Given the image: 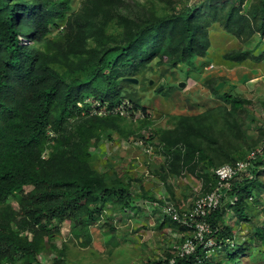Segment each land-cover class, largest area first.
Listing matches in <instances>:
<instances>
[{"label": "trees", "instance_id": "1", "mask_svg": "<svg viewBox=\"0 0 264 264\" xmlns=\"http://www.w3.org/2000/svg\"><path fill=\"white\" fill-rule=\"evenodd\" d=\"M158 1L163 4L139 3L142 9L130 15L121 11L124 0H81L76 5L69 0H0V264H17L16 256L20 264H43L37 258L39 251L65 221L74 236L90 244L88 226L99 214L107 218L111 208L113 213L137 212L143 207L138 208L141 200L155 199L143 172L117 171L108 180L98 171L97 151L90 150L101 143L102 152L108 141L122 140L131 146L140 141L143 151L152 145L162 157L151 170L155 178L166 181L194 170L207 184L216 183L215 168L245 159L255 147L238 142L245 139L243 118L251 101L233 92L234 86L225 79L208 76L203 81L220 100L218 105L190 116L174 115V126L163 129L123 82L145 75L155 58L170 57L200 71L209 54L211 24L219 23L237 38L248 36L245 44L252 42L255 30L264 36V0L217 4L211 0L206 9L195 8L188 0ZM54 31V37L44 34ZM252 51L236 50L229 57L264 59ZM158 88L157 92L163 85ZM138 110L140 115H135ZM257 127L261 140L263 131ZM145 128L151 129L147 135L141 133ZM218 151H229L228 160L218 163L215 157L223 156ZM151 161L145 159L149 168ZM262 173L264 156L253 161L251 177L241 172L230 180L223 202L206 216L218 242L211 253L216 256L200 254L201 246L179 255L173 244V261L169 263V255L161 263L194 264L202 259L206 264H239V255H247L254 243L259 249L250 250L248 261L264 264V220L255 226L253 242L224 222L226 206L231 204L244 219H252L246 208L262 201ZM170 218L178 231L186 232L183 238L193 234V228ZM64 262L55 254L50 264Z\"/></svg>", "mask_w": 264, "mask_h": 264}, {"label": "rangeland", "instance_id": "2", "mask_svg": "<svg viewBox=\"0 0 264 264\" xmlns=\"http://www.w3.org/2000/svg\"><path fill=\"white\" fill-rule=\"evenodd\" d=\"M80 1L69 0V3L76 5ZM145 1L124 0L125 5L121 7V11L131 15L133 12L141 10L139 3L143 4ZM213 1L217 4V2L223 0ZM228 1L238 2V0ZM211 2V0H188V4L200 9L208 8ZM156 3L158 6L163 4L158 0H156ZM155 9L159 10V8ZM56 32H46L44 34L47 37H54ZM255 32L252 42L245 44L243 41L248 36L242 35L237 38L223 31L219 23L211 24L207 35L209 54L203 59L204 66L200 71L197 72L192 65L175 61L170 57L162 58L163 60L155 58L150 62L151 69L145 70V75L133 76L132 78H136L137 82L126 79L123 82V87L125 86V89L131 90L133 97L135 96V99L143 107L145 106L148 108L147 110L153 113V118H151L154 119L155 125L163 129L174 126L176 120L173 117L174 115L187 114L190 116L203 111L209 106L218 105L220 100L211 94V90L208 88L209 85L203 81L208 76L214 79H225L228 81L229 87L234 86L231 89L233 92H238L251 101L246 106L247 112L243 118V122H245L243 126L246 133L245 139L238 140V142L239 144L251 143V147L255 144L258 145L261 133L258 130L257 121L264 117V59L262 61L252 59L235 61L229 57L233 54V51L245 48L253 50L252 52L255 55L261 54L264 56V36L258 35V31ZM255 37H261V39L258 41ZM24 40L26 43H32L26 38ZM181 83L182 85H180ZM161 85H163V89L157 92L158 87ZM138 114L140 115L139 110L135 115ZM128 119L131 118L124 120L128 121ZM150 131V128H145L141 133L147 135V132ZM108 142L105 152H102V149L100 150V146H104L103 143L99 145V148L97 147L98 149L91 148L90 150L92 153L97 151L98 155L95 162L98 171L104 174L108 180H112L117 171L118 173L128 171L133 175L134 172H143L148 176L145 179V185L154 189L156 194L153 191L152 194L155 199L138 201V208L143 207L137 212L113 213L114 211L111 208V211L107 212V218L99 214L93 220L94 222L88 226L91 233L90 244L86 242V238L74 236L67 223L69 221H65L60 226L59 232L54 234L55 237L52 238V242L45 241L44 248L39 251L37 258L43 264H50L55 254L64 257V264H162L161 260L164 263L165 258H168L169 255L170 259L168 261L171 263L175 257L172 245L180 243L186 232L178 231L177 224L166 215L164 211L165 201L178 204L181 211H184V208H189L191 202L196 200L201 192L208 191L205 185L212 187L211 192L218 185L217 181L215 184L214 181H212L213 184L205 183L203 178L197 175L198 172L194 173V170L184 176L180 175L175 178L169 176L166 181H160V179L154 177L151 171L155 169V164L159 163L160 160L162 161L160 153L155 150L154 146L149 145L147 149L150 150L143 151L139 147L141 145L140 141L134 146L122 140ZM219 153L223 154L220 159H217L214 155L218 163L228 160L229 151ZM145 159L147 161L152 159L150 169L145 165ZM132 163L135 166L133 168ZM110 164L113 166L111 170L109 169ZM261 181L264 186V173L261 174ZM163 183H169L172 186L168 187ZM260 198L261 203L252 205L253 207L250 209L246 208L250 218H252L250 220L244 219L232 204L226 206L224 222L233 226L235 231L237 230L236 232H239L244 238L252 239L251 242L254 241L250 236L253 234L255 226L264 220V188H260ZM154 208L157 210H155L156 212H154ZM54 226L56 224L49 227V229L53 230ZM209 229L212 233L213 228L211 225ZM210 233L205 236V239L210 238L212 241H207L206 246L201 244L199 249L200 252L202 251L200 254L205 252L207 257L211 256L212 258V256H216L211 253L218 242ZM250 247L251 249H259L254 243ZM251 249L248 250L247 255H239V264H250L248 258ZM203 256L205 255H200V258ZM16 257L17 264H20L21 258ZM218 257L222 258V256ZM218 257L215 260H218ZM198 260L194 264H206L201 261L202 259Z\"/></svg>", "mask_w": 264, "mask_h": 264}, {"label": "built area", "instance_id": "3", "mask_svg": "<svg viewBox=\"0 0 264 264\" xmlns=\"http://www.w3.org/2000/svg\"><path fill=\"white\" fill-rule=\"evenodd\" d=\"M125 107L121 106V113L124 112ZM259 127L263 131V135L258 145L249 151L245 159L238 160L234 164H223L214 169V175L217 179V187L211 192L208 191L201 194L195 201L191 210L183 212L182 217L173 204H167L164 207V211L168 216L185 224L188 228H193V234L185 236L181 243L177 244V250L179 255H187L193 253L198 245L207 244V241H212L210 238L205 239V236L211 232L209 229L210 224L206 220L208 212L215 209L226 192L230 190V180L238 173L249 174V169L253 165V161L260 156H264V117L258 121ZM217 194V195H216ZM190 220V221H188Z\"/></svg>", "mask_w": 264, "mask_h": 264}, {"label": "clouds", "instance_id": "4", "mask_svg": "<svg viewBox=\"0 0 264 264\" xmlns=\"http://www.w3.org/2000/svg\"><path fill=\"white\" fill-rule=\"evenodd\" d=\"M130 118H131V116H130ZM150 150V149H149ZM150 169V168H149ZM210 191V190H209ZM208 192V191H207ZM228 192V191H227ZM227 192H226V194H225V196L222 198V200H221V202L219 203V205L215 208V209H217L220 205H221V203L223 202V199L226 197V195H227ZM204 193H206V192H201V194H204ZM200 196V195H199ZM198 196V197H199ZM195 201V200H194ZM194 201L193 202H191V205H190V207L189 208H184V211H181V209L180 208H177L176 207V205H175V208L177 209V211L180 213V215H181V217H182V214H183V212H186V211H189V210H191L192 208H193V206H194ZM169 204H173L174 205V203H169ZM215 209H212V210H215ZM212 210H210L209 212H208V214L212 211ZM207 214V215H208ZM170 217V216H169ZM188 221H190V220H188ZM178 222V221H177ZM208 222V221H207ZM179 223H181V224H183L182 223V221L181 222H179ZM183 225H185V224H183ZM183 240V239H182ZM182 242V241H181ZM180 242V243H181ZM179 244V243H178ZM198 246H200V245H198Z\"/></svg>", "mask_w": 264, "mask_h": 264}, {"label": "water", "instance_id": "5", "mask_svg": "<svg viewBox=\"0 0 264 264\" xmlns=\"http://www.w3.org/2000/svg\"><path fill=\"white\" fill-rule=\"evenodd\" d=\"M127 79L130 80V81H132V82H137V79L136 78L128 77ZM180 85H182V83Z\"/></svg>", "mask_w": 264, "mask_h": 264}]
</instances>
